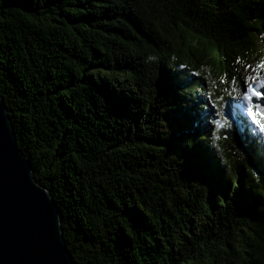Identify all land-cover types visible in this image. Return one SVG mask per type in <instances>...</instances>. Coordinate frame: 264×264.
Returning a JSON list of instances; mask_svg holds the SVG:
<instances>
[{
	"label": "trees",
	"instance_id": "trees-1",
	"mask_svg": "<svg viewBox=\"0 0 264 264\" xmlns=\"http://www.w3.org/2000/svg\"><path fill=\"white\" fill-rule=\"evenodd\" d=\"M250 64L264 0H0V94L77 264H264Z\"/></svg>",
	"mask_w": 264,
	"mask_h": 264
},
{
	"label": "water",
	"instance_id": "water-1",
	"mask_svg": "<svg viewBox=\"0 0 264 264\" xmlns=\"http://www.w3.org/2000/svg\"><path fill=\"white\" fill-rule=\"evenodd\" d=\"M3 99L0 94V264H77L62 213L18 147Z\"/></svg>",
	"mask_w": 264,
	"mask_h": 264
},
{
	"label": "snow or ice",
	"instance_id": "snow-or-ice-1",
	"mask_svg": "<svg viewBox=\"0 0 264 264\" xmlns=\"http://www.w3.org/2000/svg\"><path fill=\"white\" fill-rule=\"evenodd\" d=\"M261 68H264V64L260 65ZM234 82V81H233ZM252 83L245 82L242 89L243 96L242 99L248 105L247 112L249 118L252 120L253 124L257 126L261 133H264V113H257L254 108V98L258 100H264V92H258L253 87ZM260 87L264 89V84H261Z\"/></svg>",
	"mask_w": 264,
	"mask_h": 264
},
{
	"label": "rangeland",
	"instance_id": "rangeland-1",
	"mask_svg": "<svg viewBox=\"0 0 264 264\" xmlns=\"http://www.w3.org/2000/svg\"><path fill=\"white\" fill-rule=\"evenodd\" d=\"M258 67H260V65H258V66L255 65V64H253V65L252 64H250V65H242L240 73L242 75V78H245L246 82L252 83L253 81H255L253 83V87L258 92H264V89H262L260 87L261 84H264V73H263L264 68H263V71H261L262 73H259ZM242 96H243V93H242ZM241 99H242V97H241ZM256 100H258V99L254 98V101H256ZM244 104H245V106H244L245 111L247 112L248 105H247V103L245 101H244Z\"/></svg>",
	"mask_w": 264,
	"mask_h": 264
}]
</instances>
